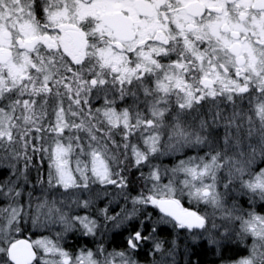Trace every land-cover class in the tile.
Returning a JSON list of instances; mask_svg holds the SVG:
<instances>
[{
    "label": "rangeland",
    "instance_id": "rangeland-1",
    "mask_svg": "<svg viewBox=\"0 0 264 264\" xmlns=\"http://www.w3.org/2000/svg\"><path fill=\"white\" fill-rule=\"evenodd\" d=\"M0 3V31L32 34L31 19L6 20L20 5ZM259 17L231 27L264 37V13ZM98 55L103 65L77 66L79 72L29 65L28 57L0 65V264H11L7 249L23 227L37 253L32 264H177V230L165 247L149 238L157 256L148 262L101 242L120 218L155 208L152 197L195 211L205 221L197 236L217 240L221 232L239 247L201 264H264V65H212L199 53L189 65H124L125 56L110 47ZM68 73L91 74L75 88V100L65 92ZM206 78L215 87H206ZM219 92L220 100L204 99ZM85 96L95 127L78 115L76 102ZM210 123L213 131H206ZM246 142L257 148L254 158L240 148ZM215 145L217 153L209 148ZM128 157L142 168L133 197L123 192ZM230 182L243 186L244 201ZM116 197L123 201L115 211ZM80 235L88 240L75 244Z\"/></svg>",
    "mask_w": 264,
    "mask_h": 264
},
{
    "label": "flooded vegetation",
    "instance_id": "flooded-vegetation-1",
    "mask_svg": "<svg viewBox=\"0 0 264 264\" xmlns=\"http://www.w3.org/2000/svg\"><path fill=\"white\" fill-rule=\"evenodd\" d=\"M0 1L21 7V13L7 15L8 22L17 15L35 25L27 36L15 26L0 31V65H16L22 57L29 58V65H103L98 54L109 47L125 56L124 65H189L198 61V53L212 65L227 60L238 68L264 65V37L231 27V22L247 26L260 18L264 0H250V6L242 0ZM116 27L130 28L131 37L118 36ZM203 82L215 87L209 78ZM89 83L92 87L94 79ZM203 96L213 101L223 97Z\"/></svg>",
    "mask_w": 264,
    "mask_h": 264
},
{
    "label": "trees",
    "instance_id": "trees-1",
    "mask_svg": "<svg viewBox=\"0 0 264 264\" xmlns=\"http://www.w3.org/2000/svg\"><path fill=\"white\" fill-rule=\"evenodd\" d=\"M77 69V72H79L80 68ZM91 74L88 75H72L68 73V76L65 78V83H69V89H66V93L70 95L73 99L70 100H75L74 96V90L76 87H78L80 84L79 82H84L86 83L87 77H89ZM72 78V79H70ZM77 79H81V81H78ZM71 80V81H70ZM75 84H72L74 83ZM71 92V94H70ZM63 95V94H62ZM65 95H63L64 97ZM77 108H78V115L81 117L82 121L86 126L91 125L92 127H95L94 123L96 121V117L93 115L94 110L93 107L90 106V102L86 99V96L84 99H78L77 102ZM72 106V105H71ZM209 112H211L209 110ZM232 113V112H230ZM183 122V118H181ZM207 124V122H204ZM96 125H99L96 123ZM211 127H208L206 131H213L212 130V123L209 124ZM186 126V125H185ZM208 126V125H207ZM209 147V146H208ZM203 147V148H208ZM212 149L211 151L213 153H217L216 151H219V148L217 145L209 147ZM225 148V147H224ZM232 148V146L228 147ZM244 151H252V158L256 154H258V150L255 146L250 144L249 142L242 144L240 147ZM254 150V151H253ZM139 165L138 167L133 166V162L131 159H127L126 163V173H124V182H125V187L123 192H125V195L127 194L131 195L133 197V193L135 192L138 183L136 182L137 180L139 183H143L142 179L140 177H137L136 170L139 169L141 170L142 168ZM231 184V190H236L241 194L242 201L246 199L247 193L245 192V189H243V186L241 184H236L233 182H230ZM25 185L22 186V189L24 190ZM127 198V197H126ZM129 199V198H128ZM123 200L121 197H116V204L114 206L115 211L118 210L117 206H119V202H122ZM128 201V200H127ZM100 207L105 208V203L101 204ZM199 209L198 207H196ZM155 219V220H154ZM120 224L115 225L114 229L110 231L109 233L104 232L103 236L101 238V242L104 243L105 249H112L113 251H127L128 253H132L135 259L142 261V262H148L151 258H154L157 256V251H154L155 249L154 246H152L149 243V238L152 237L156 240V242H161L160 247L164 246L167 244V242L172 239L176 235V230L178 231V236L180 242L183 241V243L180 245V249L183 247V249L176 256L177 259V264L183 262L184 260H187V262L190 264L191 262L193 264H201L203 263L204 259H213L215 257H220L222 255H227V250L231 249L236 250L237 245L231 241L230 236L225 237L224 235L221 234V232H218V235L215 237L217 240L213 238H205L204 236H197L198 234L197 230H183L182 228L176 229V225L172 222L169 221L167 217L162 216L155 208H151V211L149 212H141L137 213V215H133L129 220L125 217L120 218ZM23 232L21 236L23 237H29L30 235V230L27 227H23L21 229ZM221 230V226H220ZM227 234V233H226ZM81 238L84 240H88L87 236H74L72 239H74V243L76 244L77 241ZM137 237H139L140 240H137ZM71 239V240H72ZM221 240V244L218 242ZM85 243V242H84ZM136 243V249L132 251L130 249V245ZM180 253H182L181 258H179ZM182 259V260H181ZM164 261V260H163ZM163 263V262H162Z\"/></svg>",
    "mask_w": 264,
    "mask_h": 264
},
{
    "label": "water",
    "instance_id": "water-1",
    "mask_svg": "<svg viewBox=\"0 0 264 264\" xmlns=\"http://www.w3.org/2000/svg\"><path fill=\"white\" fill-rule=\"evenodd\" d=\"M110 24V20L108 21ZM118 36L129 38L130 28H115ZM155 209L163 216L169 218L178 226L187 229H201L204 220L193 210H182L177 199L174 198H150ZM7 257L12 264H31L36 258V250L29 238L20 237L13 241L7 249Z\"/></svg>",
    "mask_w": 264,
    "mask_h": 264
}]
</instances>
